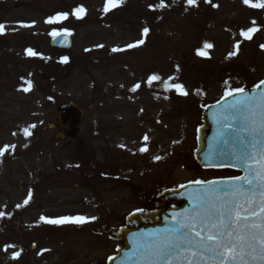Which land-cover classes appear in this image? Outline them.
<instances>
[{"label":"rangeland","instance_id":"1","mask_svg":"<svg viewBox=\"0 0 264 264\" xmlns=\"http://www.w3.org/2000/svg\"><path fill=\"white\" fill-rule=\"evenodd\" d=\"M160 2L124 0L105 13V0H0V149L9 146L0 157V264H105L116 243L103 232L123 225L134 209L153 208L147 200L161 186L235 176L196 166L195 129L201 105L263 79L264 9L243 0H197L195 7L164 0L165 9ZM76 4L86 9L83 21L72 15ZM55 12L68 19L45 23ZM56 26L72 32L64 67L48 43ZM253 27L259 30L251 39L241 36ZM153 75L160 80L149 86ZM25 81L33 84L27 93ZM165 81L189 94L165 91ZM69 102L82 107L84 119L74 137L56 140V112ZM33 124L26 137L24 129ZM135 128L149 138L145 153L142 142L130 146ZM155 180L163 184L155 187ZM66 216L89 222L41 221Z\"/></svg>","mask_w":264,"mask_h":264},{"label":"snow or ice","instance_id":"2","mask_svg":"<svg viewBox=\"0 0 264 264\" xmlns=\"http://www.w3.org/2000/svg\"><path fill=\"white\" fill-rule=\"evenodd\" d=\"M124 0H105L104 12H110L120 7ZM243 3L250 8L264 9V0H243ZM189 6L195 7L197 0H187ZM152 7V6H150ZM160 9L168 7L161 0L158 5ZM152 10H156L152 8ZM76 19H82L86 15V9L82 6L76 8L73 13ZM68 19V13H60L49 17L45 23L55 25ZM255 23V22H253ZM29 27L30 25H21ZM5 25L0 24V34H3ZM259 29L253 27L246 32H241L245 39H251ZM148 28L143 30V35L147 36ZM72 33L66 29L62 32L53 31L49 33L55 40L58 36L65 38ZM140 40L138 44H143ZM137 44H129L128 48H134ZM204 47L211 48L212 45L205 44ZM235 48L238 50L239 45ZM113 52L120 49L113 48ZM29 56H36L32 49L27 50ZM197 55L206 56L204 52H197ZM236 55V52L230 53ZM68 58L64 57L63 62ZM175 79L170 77L169 80ZM160 80L158 76H151L148 79L149 86L153 81ZM27 87L22 91L25 93L33 89L31 81H25ZM165 91L175 90L178 95L187 96L189 93L184 85L180 83L170 84L164 82ZM140 88L136 84L131 89L136 92ZM264 88V80L260 81L249 94L245 88L238 87L226 90L223 107L216 114L218 124L221 125V134H225L223 125H238L241 131L246 133L244 139L250 137V148L245 144L247 150L240 153H233L236 163L243 166L244 176L232 177L228 182L202 181L196 180L192 183L197 185H209L208 188L198 189L196 193L190 195L192 207L184 213L179 214L175 219V227L165 230L162 234H157L151 239L142 240L138 249L144 264H264V91L257 92L256 89ZM229 97H234L231 103H226ZM167 98V97H165ZM30 125L24 129L26 137L31 136ZM232 132L237 128L232 127ZM145 136L144 140L148 141ZM12 149L15 145L11 146ZM9 151V146L0 149V157ZM141 153L147 152L148 148L139 149ZM156 160L161 158L157 156ZM227 189L221 192L220 187ZM29 198L24 201V205L29 203ZM17 207H21L18 205ZM4 216L0 212V218ZM95 219V217L91 218ZM41 221L54 225H83L89 222V218L84 216H66L58 219H48L41 217ZM9 247H12L11 245ZM20 252L13 255V259H18ZM114 260L115 257H110Z\"/></svg>","mask_w":264,"mask_h":264},{"label":"water","instance_id":"3","mask_svg":"<svg viewBox=\"0 0 264 264\" xmlns=\"http://www.w3.org/2000/svg\"><path fill=\"white\" fill-rule=\"evenodd\" d=\"M52 48L59 51H67L71 47L70 37L65 38L64 35L58 36L55 40L50 41ZM255 89V87L253 88ZM252 90H246L252 94ZM257 92L264 91V88L256 89ZM234 97H229L226 103H231ZM219 103L207 106L203 109L201 118L202 125L196 130L197 134V150L193 152L196 163L201 168H230L238 170L245 175L243 166L236 163L233 153H240L247 150L245 144L250 148V137H246V133L241 131L238 125H223L225 134H221V125L218 124L216 114L221 111L223 104ZM82 110L74 104L62 105L58 111L59 127L71 130L77 127L82 120ZM236 127V132L230 129ZM74 132L70 136H73ZM218 181V180H214ZM224 180L221 182H228ZM209 185L187 184L178 188V190L166 191L157 197L155 212H134L126 219L128 229H120L117 234L110 235L112 240L122 243V247L117 249V256L114 260H108L107 264H144L138 245L142 240L151 239L157 234H162L165 230L175 227V219L179 214L190 210L192 202L190 195L197 192L198 189L208 188ZM221 192L226 191L223 183L218 185Z\"/></svg>","mask_w":264,"mask_h":264},{"label":"flooded vegetation","instance_id":"4","mask_svg":"<svg viewBox=\"0 0 264 264\" xmlns=\"http://www.w3.org/2000/svg\"><path fill=\"white\" fill-rule=\"evenodd\" d=\"M140 129V128H139ZM144 130V129H143ZM139 132V130H137L136 128L135 129H131L130 130V132H129V134L130 135H132V137H135V139H133L132 141H131V147H134L135 145H136V143L137 142H142V144H140V148H142V147H145L146 146V143H147V141H145L144 140V137H145V131L143 132V133H138ZM138 133V136L136 137V134ZM119 152H123L121 149H119L118 150ZM139 153V152H138ZM145 153V152H144ZM139 155H141L140 153H139ZM161 183V180H155L154 181V184L155 185H158V184H160ZM134 189H137V188H134ZM137 190H139V188L137 189ZM140 191V190H139ZM140 194H141V191H140ZM139 194V195H140ZM144 195H145V193H144ZM139 197V196H138ZM139 199H142V198H139ZM143 202H145L144 200H142ZM148 201V204L150 203V200L148 199L147 200ZM144 204V203H143Z\"/></svg>","mask_w":264,"mask_h":264},{"label":"trees","instance_id":"5","mask_svg":"<svg viewBox=\"0 0 264 264\" xmlns=\"http://www.w3.org/2000/svg\"><path fill=\"white\" fill-rule=\"evenodd\" d=\"M54 54H55L56 57L58 58L59 62H61L62 59H63L64 57H67L69 53H67V54L54 53Z\"/></svg>","mask_w":264,"mask_h":264}]
</instances>
